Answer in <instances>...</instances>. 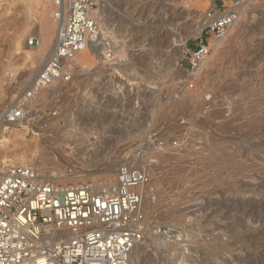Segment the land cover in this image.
I'll return each instance as SVG.
<instances>
[{"label":"rangeland","instance_id":"rangeland-1","mask_svg":"<svg viewBox=\"0 0 264 264\" xmlns=\"http://www.w3.org/2000/svg\"><path fill=\"white\" fill-rule=\"evenodd\" d=\"M219 3L100 0L103 44L79 55L73 80L29 115L28 133L27 122L0 125V167L28 163L59 176L74 161L94 176L115 172L120 150L156 156L139 161L152 173L145 206L154 223L133 264H264V0L246 1L191 78L186 52ZM56 30L52 0H0V113ZM46 32L48 45L29 44Z\"/></svg>","mask_w":264,"mask_h":264},{"label":"built area","instance_id":"built-area-1","mask_svg":"<svg viewBox=\"0 0 264 264\" xmlns=\"http://www.w3.org/2000/svg\"><path fill=\"white\" fill-rule=\"evenodd\" d=\"M246 1L221 0L205 12V36L185 55L191 78L214 41L239 21ZM99 2L52 0L54 42L33 78L1 111L0 125L22 128L27 122L29 131V115L42 111V99L73 80L79 55L100 37ZM29 44L38 46L39 39L34 36ZM156 141L154 135L147 139L151 144ZM94 142H99L98 136ZM116 154L120 156L116 171L94 176L74 161L59 176L46 175L32 164L0 167V264H127L154 223L145 206L152 173L139 161L154 163L157 158L145 150ZM158 228L174 240L171 231Z\"/></svg>","mask_w":264,"mask_h":264},{"label":"bare ground","instance_id":"bare-ground-1","mask_svg":"<svg viewBox=\"0 0 264 264\" xmlns=\"http://www.w3.org/2000/svg\"><path fill=\"white\" fill-rule=\"evenodd\" d=\"M241 15H242V9H241ZM56 25H57V23H56ZM205 27V24L204 25H201V28H200V30H199V34H200V32L202 31V29ZM101 33H100V37H99V39L95 42V44H100V43H102L103 44V39L104 38H102V36H106V33H107V31H103V29L101 28ZM50 34L49 33H42V35H41V37H37L38 39H39V45L37 46V47H42V46H44V45H48L49 43H50ZM32 38V37H31ZM101 38H102V40H101ZM107 38V37H106ZM108 39V38H107ZM53 42H54V39H53ZM53 42H52V44H53ZM92 44H94V43H92ZM107 45H108V43H106ZM52 46V45H51ZM111 47V46H110ZM105 48H106V46H105ZM105 48H103V49H105ZM109 48V47H108ZM114 49V48H113ZM88 51H89V49L88 50H86V51H84L85 53H88ZM107 50H105V52H106ZM83 52V53H84ZM105 52H103V53H105ZM29 56H32V58L35 56V55H33L31 52H29ZM36 74V73H35ZM34 76V75H33ZM32 76V77H33ZM31 79V78H30ZM29 79V80H30ZM9 124H11V125H15L14 123H9ZM24 125V124H23ZM70 128V127H69ZM24 129H25V132H27V126H24ZM70 131H72V130H70ZM24 132V131H23ZM28 133V132H27ZM22 136L21 137H24V135L23 134H21ZM25 136H26V134H25ZM4 141V140H3ZM24 143V145H26V146H28V143H25V142H23ZM22 146V150H23V152L21 151H18V155H20L22 158L21 159H23V158H26L27 156H28V151L30 150L29 148H25L26 146ZM20 149V150H21ZM30 156V155H29ZM23 164H28V163H23ZM166 214V213H165ZM164 217H165V219H175L176 218V216H174V214L173 213H168V214H166V215H164ZM177 219V218H176ZM178 220V219H177ZM174 221H176V220H174ZM158 235V234H157ZM139 248V245H137L135 248H134V250L132 251V253H131V255H130V257H129V260H128V263L127 264H133V262H134V260L135 259H137V258H139V255L137 254V249ZM140 250V249H139Z\"/></svg>","mask_w":264,"mask_h":264}]
</instances>
